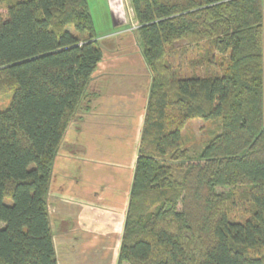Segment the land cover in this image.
<instances>
[{
  "label": "trees",
  "instance_id": "trees-1",
  "mask_svg": "<svg viewBox=\"0 0 264 264\" xmlns=\"http://www.w3.org/2000/svg\"><path fill=\"white\" fill-rule=\"evenodd\" d=\"M131 8L151 84L117 264H264V0ZM180 42L200 74L170 60ZM101 59L86 0L0 8V264H57L53 163ZM193 120L219 122L198 149Z\"/></svg>",
  "mask_w": 264,
  "mask_h": 264
},
{
  "label": "crops",
  "instance_id": "crops-1",
  "mask_svg": "<svg viewBox=\"0 0 264 264\" xmlns=\"http://www.w3.org/2000/svg\"><path fill=\"white\" fill-rule=\"evenodd\" d=\"M104 5L113 24L112 1ZM119 31L114 24L95 30L102 59L54 159L47 209L57 264H117L151 84L137 43V61L111 58L138 55L129 41L99 44ZM142 71L144 79L136 77Z\"/></svg>",
  "mask_w": 264,
  "mask_h": 264
},
{
  "label": "rangeland",
  "instance_id": "rangeland-1",
  "mask_svg": "<svg viewBox=\"0 0 264 264\" xmlns=\"http://www.w3.org/2000/svg\"><path fill=\"white\" fill-rule=\"evenodd\" d=\"M5 1L6 0H0V8L3 11L5 8ZM89 8V13L91 15L94 29L98 31H103L109 28V26L119 27L121 29V32L117 35L113 36H102L99 38V44L105 45L107 44L110 39L114 40H120V41H129L130 43H133L135 46L136 53L138 55L130 54L129 53H122L119 52L117 56H112L111 58H125V57H134L132 59H139L141 56L139 55V50L137 48V40H136V28H137V22L135 20L132 8H131V0H111L112 1V14H113V24L111 23V18H108L107 13L105 12V5L104 0H86ZM110 17V16H109ZM135 36V39H134ZM136 40V41H135ZM98 44V43H97ZM138 44V43H137ZM184 47H188L184 42L175 43L172 46V49L175 51V55L171 54L170 60L173 61L172 63L175 65H179L181 71L184 72L196 70L198 74H200L202 71V66L198 65L197 67H192L190 63L193 61L199 59L196 50H189L186 54H180L179 51ZM191 49L192 47H188ZM171 50V49H170ZM201 49L200 51H202ZM193 51V52H192ZM107 57L106 59H108ZM216 59L221 60L220 56H216ZM141 63V62H139ZM179 69V68H178ZM141 70V69H140ZM136 77L140 75L142 79H144V73L143 71L141 73L135 72ZM10 98V91L5 90V92L0 93V109L6 106L9 102ZM219 122H200L199 120H193L189 121L185 128L182 131L183 140L185 143V146L189 149H198L200 146L202 147L204 142L208 140L210 137V134L213 132H219Z\"/></svg>",
  "mask_w": 264,
  "mask_h": 264
}]
</instances>
